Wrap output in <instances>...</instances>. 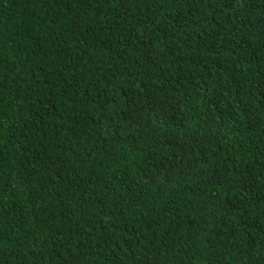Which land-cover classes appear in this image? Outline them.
<instances>
[{
	"label": "trees",
	"instance_id": "trees-1",
	"mask_svg": "<svg viewBox=\"0 0 264 264\" xmlns=\"http://www.w3.org/2000/svg\"><path fill=\"white\" fill-rule=\"evenodd\" d=\"M0 264H264V0H0Z\"/></svg>",
	"mask_w": 264,
	"mask_h": 264
}]
</instances>
